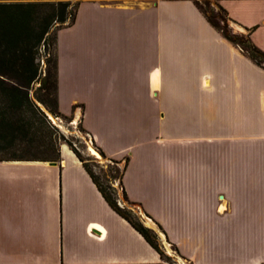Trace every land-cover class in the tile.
Instances as JSON below:
<instances>
[{"label": "crops", "instance_id": "1", "mask_svg": "<svg viewBox=\"0 0 264 264\" xmlns=\"http://www.w3.org/2000/svg\"><path fill=\"white\" fill-rule=\"evenodd\" d=\"M218 4L264 54V0ZM54 57L57 112L80 109L94 145L127 159L128 202L180 257L264 264L263 66L191 0H78ZM0 264L167 263L61 147L0 161Z\"/></svg>", "mask_w": 264, "mask_h": 264}, {"label": "trees", "instance_id": "2", "mask_svg": "<svg viewBox=\"0 0 264 264\" xmlns=\"http://www.w3.org/2000/svg\"><path fill=\"white\" fill-rule=\"evenodd\" d=\"M195 8L203 15L207 23L214 28L226 41L238 46L255 64L264 67V54L259 51L250 40V29L241 40L234 39L223 32L211 17L206 16L197 2H193ZM78 0L72 8L68 9L69 2L61 0L35 1V2H6L0 1V140L8 145L15 144L18 140L24 143L38 142L42 148L51 145L50 134L46 130L45 118L33 103L30 91L35 84H39L38 90L52 97L48 106L51 113L58 115L56 105V62L54 57L55 32L63 27L70 26L75 19ZM222 20H230L226 11L218 4ZM233 23V22H232ZM55 27L51 36L52 26ZM234 24V23H233ZM52 45L53 59L46 60L42 70L38 61L40 47ZM36 99L46 104L42 95ZM47 123L49 121L47 120ZM100 157L117 164L119 161L109 159L95 146ZM83 169L95 185L101 197L108 206L121 218L126 220L144 240L163 258L162 253L150 237L147 228L136 225L115 204L106 192L98 177L89 169L75 150H71ZM36 160L56 162L58 151L54 158H9L0 161ZM119 177L124 198L128 201L122 185L123 172ZM176 253L177 249L174 247Z\"/></svg>", "mask_w": 264, "mask_h": 264}, {"label": "rangeland", "instance_id": "3", "mask_svg": "<svg viewBox=\"0 0 264 264\" xmlns=\"http://www.w3.org/2000/svg\"><path fill=\"white\" fill-rule=\"evenodd\" d=\"M69 2L68 9L74 7L76 0H61ZM197 2L201 9L205 12L206 16L211 17L215 23L221 28L223 32L228 34L234 39L241 40L247 32L238 26H235L229 20H222L221 13L218 8V0H191ZM35 2V1H34ZM40 2V1H39ZM52 26L51 36L54 33L55 27ZM50 44V43H49ZM240 52L243 50L236 46ZM244 54V53H243ZM53 59V47L48 45L45 48L40 47L38 50V61L40 68H45L46 60ZM39 84H35L30 91V97L33 103L37 106L39 111L45 118L46 130L50 134L51 145L47 148H42L38 142L24 143L16 141L15 144L8 145L6 141L0 140V159L9 158H54L56 151L59 152L60 148H67L68 150H75L81 159L88 165L89 169L96 175L110 198L115 202L116 206L136 225L149 229L150 237L156 244L158 249L163 255V259L167 264H190L175 252L174 246L171 245L167 239L162 235L161 230L153 225L148 227L144 226V215L136 209L134 205L129 203L123 196V191L120 185V175L123 171L125 161L121 160L117 164L111 163L109 160L100 157L95 149L94 143L91 141L90 136L84 131L80 124V109H74V114L70 116H61L51 113L47 105L52 101V97L46 95L42 90H38ZM37 95H42L46 104L39 102L36 99ZM50 117L53 123L49 121ZM57 118V119H55ZM47 120L49 123H47ZM72 152V151H71ZM73 153V152H72ZM117 161V160H116Z\"/></svg>", "mask_w": 264, "mask_h": 264}, {"label": "bare ground", "instance_id": "4", "mask_svg": "<svg viewBox=\"0 0 264 264\" xmlns=\"http://www.w3.org/2000/svg\"><path fill=\"white\" fill-rule=\"evenodd\" d=\"M144 225H147L148 227H153V224L148 219L145 220Z\"/></svg>", "mask_w": 264, "mask_h": 264}, {"label": "built area", "instance_id": "5", "mask_svg": "<svg viewBox=\"0 0 264 264\" xmlns=\"http://www.w3.org/2000/svg\"><path fill=\"white\" fill-rule=\"evenodd\" d=\"M48 118H49V121H51L53 123V120L50 117H48ZM55 119H57V118H55Z\"/></svg>", "mask_w": 264, "mask_h": 264}]
</instances>
